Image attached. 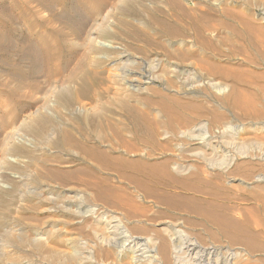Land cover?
I'll list each match as a JSON object with an SVG mask.
<instances>
[{
  "label": "bare ground",
  "instance_id": "1",
  "mask_svg": "<svg viewBox=\"0 0 264 264\" xmlns=\"http://www.w3.org/2000/svg\"><path fill=\"white\" fill-rule=\"evenodd\" d=\"M123 1L37 0L42 11H48L50 19L59 23V27H55L48 20L46 26L49 28V34L46 35L40 28L45 26L43 21H38L39 34L27 37L24 46L18 49L21 59L26 55L32 57L37 67L34 73L41 71L49 79L58 76L57 82L60 81L61 87H65L67 91L71 85H81L86 75L105 80L109 89H113L112 96L102 103L100 99H76V113L83 114L80 124L73 125L67 121L65 127H55L61 153L68 155L69 159L59 158L56 167L46 169L47 166H43L42 177H45L47 170V178L62 188L73 183L78 189L86 190L83 195L87 196V191L91 189L96 195H100L105 204L112 207H135L132 197H126L125 200L115 198V190L110 183V177H113L130 186L138 199H149L155 195L157 199L160 198L158 201L166 211L174 213L182 210L197 217L216 227L232 242L235 238V235L234 238L232 236L234 232L238 237L252 236V232L244 223L235 220V211L228 205L229 196L225 192V186L217 185L207 197L188 193L191 189L186 186V179L180 175L187 174L192 169V176L198 180L202 168L196 165L197 163H188L189 159L183 156L185 150L180 146V142L187 145L199 144L194 133L205 126L207 109L196 96L182 98L175 94L178 91L176 79L179 74L191 75L188 80L203 79L202 84L198 85H202L205 91L208 87V90L210 88L221 95L216 99H221L232 113L245 119L247 125L264 127L263 40L252 36L253 31L250 30L251 27L249 29L246 10L236 3L230 5L224 0H149L148 4L140 3L132 9L133 11L130 10L132 16L127 18L119 14L125 9ZM121 27L130 31H124ZM104 28L111 32L120 29V35L134 40L139 44L138 47L128 50L123 45L119 50L110 43L100 42V32ZM0 36L3 37V33H0ZM1 40L2 38L0 47L3 46ZM72 40H79V47H76ZM129 51H134L143 58L140 61L131 60ZM72 57L75 61L65 72ZM112 57L119 58L118 65L111 71L106 70L104 64ZM220 58H224L223 65L219 63ZM8 65L12 66L13 80L22 87H27L24 81L19 79L21 63L10 61ZM29 84L35 87L33 83ZM0 86V90L9 97L5 100L6 103L18 112L22 113L37 103L34 99L23 103L19 93L17 94L18 87L8 89L5 85ZM147 92L152 93L155 99L144 95ZM171 92L175 94H170ZM100 110L109 112L115 119L106 122L102 127L104 130L101 128ZM0 112L2 119L13 114L2 108ZM215 112L213 109L212 113H208L211 124L222 118L220 115L215 116ZM64 116L67 117L66 114ZM159 139L164 143L161 144ZM243 140L244 146L264 147V137ZM170 141L178 147L175 154L169 147ZM146 148L158 151L161 156L155 157L146 153ZM188 155L206 160L205 156L198 157L202 154L195 151L189 152ZM228 168L217 172V179L227 178L233 181L234 179L228 176L231 172H226ZM175 189L182 192L175 193ZM182 203L195 204V207L199 204L200 207L191 210L182 206ZM194 206L192 208H195ZM87 212L93 216L96 213L94 209ZM99 219L107 222V226L110 225L113 240L122 238L123 243H127L129 249L133 250L132 255L136 263L156 264L160 259L167 261L168 253H171L172 260L176 262L182 261V254H186L189 259H193L194 263L191 264H202L205 257L206 260L214 257V264H218L220 259L218 260L217 256L224 255L220 252L221 249H204L202 246L200 248L195 244L197 242L190 240H183L185 243L180 244L178 238L182 235L178 233L180 236H177V231L169 234V240L174 242L175 248L168 252V239L144 240L130 235L126 228L121 227L124 225L119 226L121 221L108 213ZM177 222L175 220L170 225L173 226ZM118 228L122 230L120 233L115 232ZM104 238H107V235ZM242 239L245 241V238ZM239 245L227 248L225 255L232 260L239 258L238 256L244 254ZM180 246L182 249H177ZM184 261H187L185 257Z\"/></svg>",
  "mask_w": 264,
  "mask_h": 264
},
{
  "label": "rangeland",
  "instance_id": "2",
  "mask_svg": "<svg viewBox=\"0 0 264 264\" xmlns=\"http://www.w3.org/2000/svg\"><path fill=\"white\" fill-rule=\"evenodd\" d=\"M224 1L230 5L236 3L240 8L246 10L249 19L248 26L253 31H251L252 36H258L257 38L264 42V0ZM140 3L148 4L149 0H124L122 5L125 9L119 14L129 18L132 16L130 10L133 11L132 9H135ZM59 8L61 7H56V9ZM48 20L55 27H59V23L50 19L48 11H42L37 0H0V33H3V37L0 36L3 42V46L0 47V85H5L8 89L18 87L17 94L19 93L23 103L31 99L37 102L30 109L21 113L6 103L5 100H8L9 97L0 90V109L13 113L12 116L2 119L0 112V264H141L135 262L132 255L133 250L129 249L127 243H123L122 238L113 240L110 225L107 226V222L99 219L105 213L117 217L118 221H121L119 226L124 225L121 227L126 228L125 230L130 235H136L144 240L168 239V252L175 248L174 242L169 240V234L177 231V236L180 234L186 237L185 239L179 235L180 244L190 240L194 243L197 242L195 244L200 248L221 249L219 251L224 255L217 256L218 260L220 259L219 262L217 260L218 264H264V147L244 146L243 142L245 138L255 140L264 137V127L247 125L245 119L232 113L221 99H216L221 95L216 94L210 88L208 90V87L205 91L202 85H198L202 84L203 79L188 80L191 75L179 74L176 79L177 94L170 93L182 98L196 96L207 109L204 117L205 126L194 133L197 135L195 136L196 142L199 144L187 145L185 142L183 144L180 142V146L186 151L183 152V156L189 159L188 163L190 165L197 163L196 165L202 168L200 178L197 180L192 176V169L187 174L180 176L186 179V186L190 187L189 190L191 189L188 193L199 197H207L208 193L212 192L219 184L225 186V192L229 196L228 205L236 213H234L235 220L244 223V226L252 232H250L253 234L252 236L244 235L240 238L234 232L233 238L234 235L235 238L237 235L238 239L234 238L233 243L228 240L229 238H225L216 227L204 223L197 217L188 215L182 210H177L174 213L166 211L158 201L160 198L157 199L155 195L149 198L150 200L148 198L138 199L130 186L113 177H110V183L115 190V198L125 200L126 197H132L135 207L126 206L120 209L112 207L105 204L100 199V195H96L91 189L87 191V196L83 195L86 190L78 189V186L73 183L62 188L55 181L47 178V170L45 177H42L43 166H47L46 169L56 167L59 158L69 159L68 155L61 153L55 127L57 125L65 127L67 121L73 125L80 124L83 114L76 113L78 111V108H75L78 107L75 104L76 99L85 101L100 99V103H102L109 99L113 93V89H109L105 80L93 78L90 75L84 77L81 85L75 87L71 85L70 90L67 91L65 87H61L60 81L57 82L58 76L49 79L41 71L37 74L34 73L37 67L32 57L26 55L24 59H21L18 49L24 46L27 37L39 34L38 21H43L45 26L40 28L44 34H49V28L46 26ZM121 29L130 31L123 27ZM100 39V42L110 43L118 47L119 50L123 45L128 50L139 45L134 40L120 35V29L111 32L108 28H104L100 32ZM71 42L79 47V40ZM129 54L131 60L134 61H140L143 58L134 51H129ZM117 59L119 58L112 57L104 64V68L113 70L118 65ZM219 60H221L219 63L223 65L224 58ZM10 61L21 63V74H19L21 78L19 79L24 81L27 87H22L13 80L12 66L8 65ZM74 61L72 57L65 72L71 68ZM217 80L219 79L217 78ZM29 82L33 83L35 87L30 86ZM144 95L155 99L150 92ZM262 101L264 102V100ZM213 109L216 110L214 115H220L222 118L211 124L208 113H212ZM65 114L67 117L64 116ZM111 119L115 120L109 112L100 110L101 128ZM159 142L164 143L160 139ZM169 147L173 150L172 153H177L178 147L173 141H170ZM193 151L202 154L198 157L205 156L206 160L195 156L190 157L188 154ZM145 152L155 157L161 156L158 151L151 148H146ZM60 168H65V166H60ZM224 168H228L227 173H232L228 176L234 179L233 181H229L227 178L217 179V172ZM178 191L180 189L174 190L175 193L182 192ZM181 205L187 206L191 210L200 207L199 204H196V207L195 204L182 203ZM193 206L195 208H192ZM128 208L131 215H129ZM91 209L96 211L97 216H95L96 213L93 216L87 212ZM175 220L178 222L171 226L170 224H173ZM119 231L122 230L118 228L115 232L120 233ZM159 231H162V234ZM155 232L156 234H154ZM106 235L107 238H104ZM242 238H245L247 243ZM237 245L241 246L239 248L244 250V254L238 256L239 258L236 257L235 260L229 259V256L225 255L226 249L238 247ZM180 248L182 249V246L177 249ZM170 254L168 253L167 261L160 259V262H156V264L194 263L193 259H189L186 254H182L183 259L179 262L173 261ZM184 257L187 261H184ZM213 258L206 260L205 257L202 264H214Z\"/></svg>",
  "mask_w": 264,
  "mask_h": 264
}]
</instances>
